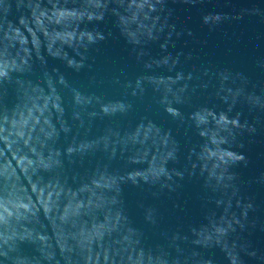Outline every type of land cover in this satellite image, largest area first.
<instances>
[{
  "label": "water",
  "instance_id": "95a60500",
  "mask_svg": "<svg viewBox=\"0 0 264 264\" xmlns=\"http://www.w3.org/2000/svg\"><path fill=\"white\" fill-rule=\"evenodd\" d=\"M0 264H264L261 0H0Z\"/></svg>",
  "mask_w": 264,
  "mask_h": 264
}]
</instances>
